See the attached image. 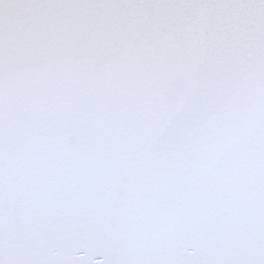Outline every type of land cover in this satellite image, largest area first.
I'll return each mask as SVG.
<instances>
[{
	"label": "snow or ice",
	"instance_id": "1",
	"mask_svg": "<svg viewBox=\"0 0 264 264\" xmlns=\"http://www.w3.org/2000/svg\"><path fill=\"white\" fill-rule=\"evenodd\" d=\"M0 264H264V0H0Z\"/></svg>",
	"mask_w": 264,
	"mask_h": 264
}]
</instances>
